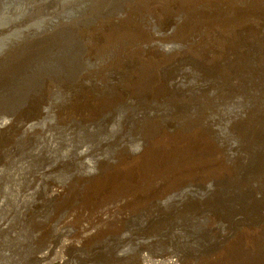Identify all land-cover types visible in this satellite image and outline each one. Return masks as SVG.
Masks as SVG:
<instances>
[{"label": "rangeland", "instance_id": "1", "mask_svg": "<svg viewBox=\"0 0 264 264\" xmlns=\"http://www.w3.org/2000/svg\"><path fill=\"white\" fill-rule=\"evenodd\" d=\"M147 1L12 0L2 3L0 0V4L2 3L0 5V38L2 39L0 40V76L4 72L6 75L9 72L5 70L20 65L22 61L26 62V59L28 60L36 53L34 47L41 39L50 38L56 41L63 36H68L77 47L78 56L76 69L70 78L63 79L61 85L56 86L51 81L46 82L45 92L42 91L41 98H44L43 102L50 108L45 107L32 131L30 129L28 132L22 131L17 128V124H10L7 128H3L4 130L0 129V264H83L87 261L85 258L91 257L90 252L97 255L96 264H134L140 251L135 242L137 243L140 238L142 240L144 235L142 233L158 225V222L175 217L179 209L189 204H196L199 196L194 192H189L183 197H171L172 192H169V196L161 197V201L165 200L164 204L167 205L162 204L159 209H155L156 212L152 210L151 214L149 211L140 209L120 214L119 212L123 210H117L116 207L109 208L111 211L108 209L109 212L104 211L103 214L101 211L105 206L103 207L99 202L85 206L88 210L85 212L83 203L73 201L66 215L70 216L71 212L75 214L70 216V220L64 226H59L61 223L57 225L64 219H60L63 211H56V208L61 204L68 206V196L71 197L74 194L73 190L77 189L78 185L85 187L83 186L85 181L93 175L96 176L105 164L113 163L126 168L136 162L137 156H131L129 159L124 153L131 154L139 149L141 150L139 153H143L148 147L151 148V145L154 146L160 142L168 146L171 141L168 139H171L170 135L174 133L166 128L165 131L163 129V134L155 139L144 140L147 129L152 124L166 121L176 123L175 111L168 106V97L166 96V100L163 98L165 94L158 96L157 100L139 91L140 85L136 83L135 76L140 72L143 73L146 62L148 63L150 58V61L157 55L166 58L175 56L178 60L181 58L179 63H185L182 68L188 77L177 89L187 95L197 91L196 72L193 70L195 58L189 57L187 51L190 52L191 45L181 37L184 36V26H181L184 25L188 11L179 12L178 9L176 14L169 12L165 15L158 9L161 0L153 2L152 7L147 5ZM145 44L150 45L151 49ZM249 61L248 64H253H249L253 69L257 67L255 65L264 63L258 57L249 58ZM172 68L174 69L175 66ZM248 76L232 78L228 81L226 87L224 86L228 97H224V90L218 84H213L211 85L213 87H208L209 92H206L207 100L196 101L185 106L186 115L200 114L221 143L236 146L238 151L235 153L240 161L244 160L245 153L241 140L235 135V126L238 123L246 125L250 119H256L257 116H259L257 119L261 120L259 124L264 120V85H262L264 75L259 76L260 78L252 77V79ZM68 87H70L69 90ZM176 87L169 89L168 93L174 95L175 91H178ZM238 89L241 94L238 93ZM125 90L128 91L125 93ZM217 92H220L218 94L221 97ZM31 98L30 107L38 111L37 108L42 103L40 106L39 104L34 106L33 96ZM142 100L145 103H141ZM8 107L7 103L0 102V110ZM86 113H89L88 118ZM177 142L180 145L183 143ZM251 147L250 149L254 148V146ZM81 151L95 154L94 158L89 157L91 169L77 159ZM210 160L211 165L214 164L213 159L210 158ZM199 161L210 164L208 158L206 160L199 158L192 163ZM216 167L201 168L206 181L207 172ZM125 168H123L124 173H128ZM45 169H48L46 175L40 176L39 173ZM194 171L180 170L176 176L191 178L195 174ZM53 186H59V195L55 198L45 197L48 189ZM40 198L41 202L43 201L42 204L39 202ZM158 210L161 212L159 213ZM106 212L109 215L107 220ZM111 212L115 214L112 215ZM152 219L157 221L154 222ZM85 225L92 231L89 240L77 243L82 238V228H85ZM196 225L198 222L192 229L188 228L191 231H187L185 227L184 229L172 227V231H175L172 236L163 235L161 236L164 238L163 241L153 239L150 240L151 242L142 244L143 253L149 257L152 255L151 259L159 258L158 255L162 254L164 258L172 255L173 259L180 260L181 257H176L177 254L185 255L203 250L205 245L197 246L192 242V232L199 230ZM255 231L254 229L244 230L243 239L250 241L249 235ZM122 233L132 237L133 242L135 241L134 244L127 245L129 251L127 246L122 244V247L119 245L113 250L115 244L120 241L119 236ZM178 238L186 243H182ZM209 238L211 237L208 236ZM54 240L57 244L63 241L64 245L72 242L70 246L63 247L61 252L56 253L68 259L66 262L59 263L55 259L59 256L55 253L49 254L42 261L39 260V256L48 250ZM132 246L137 248H131ZM120 248H125L126 253L117 255ZM221 251L222 249H218L217 255H220ZM69 255L72 256L71 261ZM193 259V256H188L182 258V262H193ZM177 262L181 264L180 261Z\"/></svg>", "mask_w": 264, "mask_h": 264}, {"label": "bare ground", "instance_id": "2", "mask_svg": "<svg viewBox=\"0 0 264 264\" xmlns=\"http://www.w3.org/2000/svg\"><path fill=\"white\" fill-rule=\"evenodd\" d=\"M6 1L10 2L12 0H2V3ZM155 1L148 0L147 5L152 7ZM158 9L159 12L165 15L169 12L176 14L178 9L179 12L188 11L184 25L181 26H184V36L181 37L183 40L186 39L187 44L191 45V50L190 52L187 51V54L190 58H195V68L193 70L196 72L195 85L197 91L187 95L177 89L180 84H184L188 77V74L182 68L185 63H179L181 58L178 60V57L175 58V56L166 58L159 55L152 57L151 61V58H148L149 62H146L143 73L140 72L135 76L136 83L138 82L140 85L139 91L149 94L157 100L158 96L165 94L163 98L168 97V106L175 111L176 123L166 121L152 124L147 129L144 140L155 139L163 134L162 131L163 129L165 131L166 128L169 132L174 133V135H170L171 139H168L171 141H169L168 146H164L160 142L154 146L151 145L152 147L146 148L147 150L143 153H139L140 149V151L136 150L131 154L124 153L129 159H131V156H137H135L136 162L126 166V168L122 167L123 165L120 167L113 163L105 164L96 176L91 174L93 177L85 181V185H83L85 187L78 185L77 189L73 190L74 194L71 197L68 196V206L65 207L61 204L56 208V211H63L60 219H64L63 222L58 220L59 222L56 223L57 225L61 223L59 226L62 227L70 220V216L75 214V212H71L70 216L66 215L69 213L67 210L71 208L73 201L83 203L84 207L99 202L103 207L105 206L103 210L101 208L103 214L109 208L115 209V207L117 210H123V212H119L120 214H126V211L127 213L130 211L135 212L139 209L145 210V212L149 211L151 214L152 210L159 209L165 203V200L161 201V197L168 195L169 192H172L171 197H183L189 192H194L199 196L195 205L191 203L192 205L189 204V206L179 209L175 217L158 222V225L153 226V228L150 227L149 231L146 230L145 233H142L144 234L142 240L140 238L137 243L134 241L136 246L138 245V248H140V251H137L138 259L134 264H178L177 261H180L181 264H264V120L262 119L263 121L259 124L261 120H258L259 116H257L258 121L252 118L246 125L238 123L235 126V135L241 140L245 153L244 160L240 161L235 153L238 148L230 143H221L200 114L188 116L185 113V106L188 104L207 100L206 92H209L208 87H213L211 86L213 84H218L224 90V97H228L224 86L226 87L228 81H231L230 79L243 78L247 75L251 76L252 79V77L257 78L264 75V63L255 65L257 66L255 69L249 65L251 63L248 64L249 58L255 59V57L264 62V0H161ZM0 40L2 39L0 38ZM145 46L151 47L146 44ZM31 48L33 49L32 46ZM34 48H36V53L29 58L26 57L28 58V60L25 58L26 62L22 61L20 65L17 63L18 65L9 68V70L6 68L5 71L9 73L4 75V72L0 76V102L9 105L8 108L0 110V129L7 128L10 124H17V128L27 132L29 129L34 128L45 107L46 109L50 108L43 102L44 98H41L42 91L45 92L46 82L51 81L55 86L61 85V81L70 78L72 72L74 73L76 69L77 47L70 41L68 36H63L56 41L50 40V38L41 39ZM175 86H177L176 90L178 91H175L174 95H170L168 90L175 88ZM70 87H68V90ZM126 91L128 90H125V93ZM239 92L241 94L238 89ZM218 93L220 94V92ZM32 96L35 101L34 106L37 104L40 106V103H42L37 108L38 111L30 107ZM256 97L258 98V96ZM145 99L147 100L146 97ZM141 103H145V101ZM27 108L30 110H26ZM88 114L86 115L87 118ZM83 117L85 116L83 115ZM176 138L178 139L176 140ZM177 141L183 143L180 145ZM251 146H254V148L250 149ZM89 157L94 158L95 154L81 151L77 155V159L86 166H89ZM199 158L204 160L208 158L210 164H207V162L201 163V161L195 164L192 163L193 160ZM210 158L214 162L212 165ZM206 166H217L214 170L207 172L205 175L207 181L203 178V170H201ZM123 168L127 169L128 173H124ZM180 170H195V174L191 178L176 176V173ZM47 171L48 169H45L39 175L45 176ZM59 193V186H53L48 189L45 197L55 198ZM39 202H41V198ZM172 209L174 208L172 207ZM85 212H88L86 207ZM107 212L105 213L106 220L109 217ZM160 215L162 217V213ZM83 216H86V214H83ZM127 219L129 218L127 217ZM152 220L154 221V219ZM208 220L211 222L209 223ZM196 222H198L196 226L199 227V230L195 233L192 232V236H190L192 242L197 246H206L203 250L200 249V251L186 253L185 255L182 253L181 255L177 254L176 257H181L180 260L173 259L172 255L164 258L162 254L158 255L159 258L151 259L152 255L149 257L143 253L142 244L151 242L153 239L163 241L164 238L161 237L163 235L172 236L175 232L172 231L174 226L182 229L185 227L188 231V228L192 229ZM110 223L109 225H111ZM86 226L82 228L83 235L77 243L89 240L92 231ZM138 227L140 228V225ZM246 229L256 230L253 233L254 235H249L251 237L250 241L243 239V232ZM208 236L211 238L208 239ZM119 237L120 241L115 244L113 250L117 249L119 245L122 247V245L134 244L132 237L128 235L122 233ZM171 240L174 241V239ZM70 243L72 244V242H69V244L64 245L63 241L60 244H57L55 240L52 241L50 246L48 245V250L39 256V260L46 259L49 254H58L63 247L70 246ZM133 246L131 248H137ZM218 249H222L220 255L216 253ZM90 250L92 251V249ZM124 253H126L125 248H120L117 251V255ZM89 254L91 257L87 256L88 258H85L87 261L83 264H96L97 255L94 252ZM188 256L194 257L193 262H182V258ZM71 258L72 256L69 255L70 261ZM55 259L59 263L68 260L63 256Z\"/></svg>", "mask_w": 264, "mask_h": 264}]
</instances>
